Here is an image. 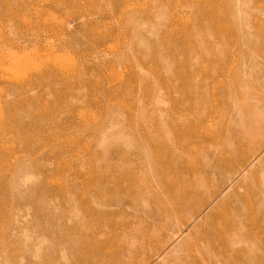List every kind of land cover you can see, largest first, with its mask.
<instances>
[{"label": "rangeland", "instance_id": "1", "mask_svg": "<svg viewBox=\"0 0 264 264\" xmlns=\"http://www.w3.org/2000/svg\"><path fill=\"white\" fill-rule=\"evenodd\" d=\"M260 31L264 0H0V264H264ZM107 173L137 199L89 220Z\"/></svg>", "mask_w": 264, "mask_h": 264}, {"label": "bare ground", "instance_id": "2", "mask_svg": "<svg viewBox=\"0 0 264 264\" xmlns=\"http://www.w3.org/2000/svg\"><path fill=\"white\" fill-rule=\"evenodd\" d=\"M257 34H259L261 37H259V42H249V46H250V48L253 50V52L255 51L256 52V54H258L259 55V57H261L262 59H264V33L263 32H258ZM18 58V57H17ZM15 63V62H14ZM18 65V64H17ZM16 67V66H15ZM19 67V66H18ZM181 73H178V75H180ZM252 119H253V117H252ZM255 119V118H254ZM259 120V119H258ZM248 121V120H247ZM255 121L256 120H254L253 122H254V125H255ZM253 122H252V124H253ZM257 122V121H256ZM247 125H248V123H247ZM254 125H252V128H253V126ZM257 125H259V128H262L263 126H264V119H261V122L260 123H258V124H256V126ZM251 128V129H252ZM255 128V127H254ZM257 128V127H256ZM255 130V129H254ZM226 136H228V138L230 137V139H233V137H231V135H226ZM236 137H238L237 138V140L239 141V145L241 146V145H247V144H249L250 143V140H248L247 139V133H246V130H245V132L244 131H242L241 130V132H239L237 135H236ZM249 137H251V136H249ZM229 152V154L231 155V151L229 150L228 151ZM227 154V153H226ZM218 159H219V157L216 159V160H214V163H216L217 161H218ZM204 168H195V167H192V173L191 174H193L194 175V177L196 178V175L198 174L199 176H200V174L198 173L199 171L201 172L202 170H203ZM216 169H219L218 167H214V168H212V170H213V172H216L215 170ZM104 174H106V173H104ZM104 174H102V175H98V183L97 184H99L98 186H96L93 190H89L90 191V196L88 195V197L87 196H85V195H83V196H81V198H80V201H81V204H80V210L82 211V213L85 215V217H87L89 220H91L92 218H95V217H97V216H95V214H97V212H95V214H94V211H95V207L93 206V205H99V207H100V205H108V203L109 202H111V200L112 199H116L118 196H120L121 197V195H124L125 197H124V199L122 200L123 201V203H125L124 202V200L125 199H127V201H129V202H131V204H135V201H136V193L135 192H133L132 190L133 189H131L130 187H128V186H124L123 185V182H126L125 180H123V178L122 177H119L118 175H116V176H109L108 175V173H107V175L110 177H107V178H105V176H107V175H104ZM101 177V178H100ZM91 178H92V180H94V177H93V175L92 176H90L89 177V179H88V181H91ZM102 179V183L100 182V180ZM196 180V179H195ZM199 180H206V181H208V177H206V176H200V178H199ZM101 187V188H100ZM104 192H106L108 195H106V196H104ZM122 193V194H119V193ZM193 193L194 194H196V190H193ZM110 195V196H109ZM115 196H116V198H115ZM136 198V199H135ZM121 199H122V197H121ZM177 200H176V202L174 201L173 203H172V201H171V206L172 207H167L168 209L166 210V208H165V211H166V214L165 215H160L159 217L160 218H164V221L165 222H168V221H170V219L171 218H173L174 216H176V214L178 215V213H180L179 212V210L180 209H183V208H185V207H188V204H187V197L183 194V192H182V196L181 197H177L176 198ZM121 201V200H120ZM121 201V202H122ZM114 202H118V201H114ZM114 202L113 203H111V204H114ZM128 203V202H127ZM121 204V203H120ZM109 206V205H108ZM102 207V206H101ZM107 207V206H106ZM182 212V211H181ZM195 212V211H194ZM165 213V212H164ZM151 214L153 215V212H151ZM98 216H99V214H97ZM100 215H102V214H100ZM196 215H197V213H196ZM195 215V216H196ZM157 216V215H156ZM49 217V216H48ZM50 221V220H49ZM48 221V222H49ZM163 221V222H164ZM171 222V221H170ZM169 223V222H168ZM168 223H166V224H168ZM172 223V222H171ZM162 224V223H161ZM75 224H73L69 229H67V230H61V232L59 231V232H57L58 234H59V236H61L60 238L62 239V241H64L63 239H66L70 234H74V233H76V232H79V230H78V227H76V226H74ZM158 225V224H157ZM168 226H169V224H168ZM150 228V227H149ZM51 230H53V227H52V229ZM54 230H56L55 228H54ZM55 232V231H54ZM53 234V233H52ZM55 235H56V233H54ZM55 235H53L54 237H55ZM80 235H84V234H82L81 232H79V236ZM52 236V235H51ZM57 235H56V238H55V241L56 240H60V238H58L57 239ZM80 238V237H79ZM82 238V237H81ZM83 239H84V242L83 241H80V244H79V242H77V246H79V248H82L85 252H86V254H87V256H86V258L85 259H83L81 262H82V264L84 263V264H93V263H95V264H97V262H95L96 260L97 261H99L98 259H96L95 261L93 260V257H94V255H92L93 254V252L94 251H96V249H95V246H97L98 244H100V245H98L97 247H98V250L97 251H101V252H103L102 250L103 249H105V248H107L108 246H109V242H100V243H97V242H95L93 239H92V241H90V237H89V239L87 240L86 239V236H84L83 237ZM83 239H81V240H83ZM54 240V239H53ZM225 240H227V239H225ZM224 240V241H225ZM77 241V240H76ZM94 241V242H93ZM116 241V240H115ZM221 241H223V239L221 240ZM61 242V241H60ZM57 243H59V242H57ZM74 243V242H73ZM76 243V242H75ZM116 243H117V241H116ZM112 244V243H111ZM113 245V244H112ZM193 245L194 246H198V243L196 242L195 244L193 243ZM56 246H58V244L56 245ZM70 246V245H69ZM74 246V245H73ZM76 246V247H77ZM76 247H74V248H76ZM72 248V247H71ZM78 248V247H77ZM78 248V249H79ZM73 250V249H72ZM71 250V251H72ZM121 250V249H120ZM74 251V250H73ZM70 252V251H69ZM81 252V251H80ZM105 252V251H104ZM79 253V252H78ZM95 253H97V252H95ZM94 253V254H95ZM100 253V252H99ZM106 253H108V251L106 252ZM114 253V252H113ZM113 253H112V255H113ZM75 255H76V253H74ZM82 254V253H81ZM85 254V253H84ZM103 254V253H102ZM105 254V253H104ZM111 254V253H110ZM110 254L107 256V259H108V257L110 256ZM120 254V253H119ZM91 255H92V257H91ZM99 256H100V254H98ZM111 255V256H112ZM114 255H116V254H114ZM104 257V256H106V254L105 255H101V257ZM109 257V259H112V257ZM74 257V256H73ZM85 257V256H84ZM101 257H99V259L101 258ZM115 257V256H114ZM116 257H117V255H116ZM119 257V256H118ZM98 258V257H97ZM79 259V258H78ZM81 259H82V256H81ZM95 259V258H94ZM114 259V258H113ZM92 260L94 261L93 263H92ZM105 259H102V261H104ZM113 261V260H112ZM115 261H116V259H115ZM117 262V261H116ZM75 264V263H74ZM81 264V263H80ZM102 264V263H101Z\"/></svg>", "mask_w": 264, "mask_h": 264}]
</instances>
